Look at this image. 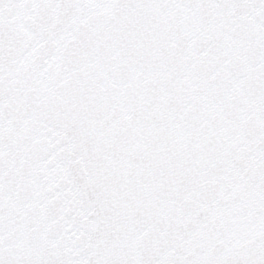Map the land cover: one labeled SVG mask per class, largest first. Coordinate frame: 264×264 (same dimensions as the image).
<instances>
[{"label": "snow or ice", "instance_id": "snow-or-ice-1", "mask_svg": "<svg viewBox=\"0 0 264 264\" xmlns=\"http://www.w3.org/2000/svg\"><path fill=\"white\" fill-rule=\"evenodd\" d=\"M0 264H264V0H0Z\"/></svg>", "mask_w": 264, "mask_h": 264}]
</instances>
